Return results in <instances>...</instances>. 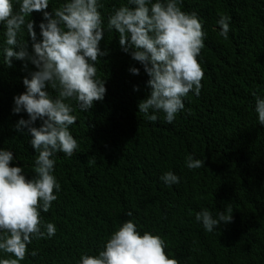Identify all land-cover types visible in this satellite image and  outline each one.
I'll return each instance as SVG.
<instances>
[{"label":"trees","instance_id":"16d2710c","mask_svg":"<svg viewBox=\"0 0 264 264\" xmlns=\"http://www.w3.org/2000/svg\"><path fill=\"white\" fill-rule=\"evenodd\" d=\"M62 2L49 0L46 11ZM125 2L102 0L105 24L113 8ZM180 6L198 14L206 33L197 57L204 73L200 95L189 93L173 123H166L163 113L148 121L138 103L150 92L149 77L121 50L118 34L105 31L100 47L109 54L97 65L106 82L105 98L87 112L76 109L70 131L79 147L71 158L57 154L54 174L61 191L41 213L56 225V234L33 240L28 250L37 256L26 255L20 264H77L82 252L96 253L129 219L141 232L161 236L166 255L179 264H264V125L253 95L264 96V0H182ZM220 15L230 18L226 40L218 35ZM30 19L39 38L42 12L34 11ZM3 31L0 25V40ZM23 35L31 50L30 38ZM24 63L13 60L9 68L0 57V149L11 150V166L24 168L31 179L32 137L27 129L15 130L28 115L12 111L14 96L25 91L23 78L37 70ZM130 67L140 74L132 75ZM188 154L204 166L189 170ZM168 170L180 177L179 184L160 181ZM204 208L213 215L231 208L233 219L209 233L195 220Z\"/></svg>","mask_w":264,"mask_h":264},{"label":"clouds","instance_id":"9594fccd","mask_svg":"<svg viewBox=\"0 0 264 264\" xmlns=\"http://www.w3.org/2000/svg\"><path fill=\"white\" fill-rule=\"evenodd\" d=\"M182 0H126L107 15V23L100 9L102 0H63L52 12L46 11L49 0H0V57L7 67L13 60L31 63L37 69L23 78L25 91L13 98L14 114L27 113L15 130L27 129L35 150L33 173L26 178L24 168L11 166L14 154L0 149V264H20L29 252L33 240L50 239L56 225L46 222L47 213L58 199L61 184L56 177V157L63 153L71 158L79 145L70 131L77 122L76 109L87 112L94 102L103 101L106 82L97 73L99 58L109 53L101 50L105 31L118 34L121 50L140 63L149 77L147 98L138 103L140 113L150 122L163 113L166 123H173L185 109L189 93L199 96L204 73L197 57L205 47L206 33L196 12L181 8ZM134 6V7H133ZM42 12L38 27L39 38L30 19L34 12ZM229 17L220 15L216 21L218 35L228 39ZM31 40L24 39L23 33ZM132 75L140 69L130 67ZM52 89L55 95L47 89ZM134 91H139L134 86ZM254 111L260 125H264V96L253 94ZM40 121L39 127L36 122ZM189 170L204 166V161L192 154L185 157ZM166 186L180 183V177L168 170L160 176ZM231 208L216 211L207 208L196 213L195 220L209 233L221 224L232 221ZM132 217L131 211L127 212ZM166 243L159 235L141 232L134 219L123 222L102 243L96 253L85 251L77 264H179L165 253Z\"/></svg>","mask_w":264,"mask_h":264}]
</instances>
